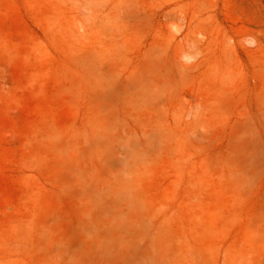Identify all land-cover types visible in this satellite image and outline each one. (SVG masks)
<instances>
[{
  "label": "rangeland",
  "instance_id": "1",
  "mask_svg": "<svg viewBox=\"0 0 264 264\" xmlns=\"http://www.w3.org/2000/svg\"><path fill=\"white\" fill-rule=\"evenodd\" d=\"M0 264H264V0H0Z\"/></svg>",
  "mask_w": 264,
  "mask_h": 264
}]
</instances>
